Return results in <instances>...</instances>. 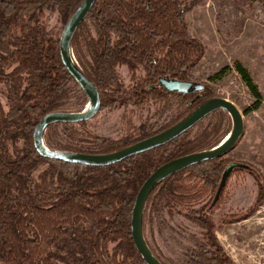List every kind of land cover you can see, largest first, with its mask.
Instances as JSON below:
<instances>
[{
    "label": "trees",
    "instance_id": "trees-1",
    "mask_svg": "<svg viewBox=\"0 0 264 264\" xmlns=\"http://www.w3.org/2000/svg\"><path fill=\"white\" fill-rule=\"evenodd\" d=\"M82 1L0 0V264H145L130 230L139 189L161 165L223 141L220 134L228 113L217 111L203 119L215 117L194 137L190 129L166 145L107 167L38 155L32 136L44 116L82 112L70 104L79 87L60 60L61 32L47 29V14L56 13L65 26ZM182 5L180 0H97L71 42L74 62L99 92L100 111L142 109L150 102L167 111L175 105L171 122L155 132L145 124L132 131L127 122L126 134L117 140L94 135L88 121L56 123L43 134L45 148L87 155L114 153L166 130L213 97L207 88L187 96L148 90L164 77L190 82L189 72L203 56L202 43L190 35L184 19L194 5ZM120 67L134 82L129 88L124 87ZM235 70L254 98L252 107L243 112L248 115L258 110L261 95L246 69L236 65ZM79 91L82 106L88 104ZM230 164L227 159L197 164L152 191L143 213V234L161 264L167 263L146 238L147 214H172L177 209H184V217L203 232L201 243L185 254L184 264H233L209 221L219 211L223 190L212 198L215 204L207 213L191 208L212 192L217 194ZM258 182L262 189L263 179Z\"/></svg>",
    "mask_w": 264,
    "mask_h": 264
},
{
    "label": "rangeland",
    "instance_id": "rangeland-1",
    "mask_svg": "<svg viewBox=\"0 0 264 264\" xmlns=\"http://www.w3.org/2000/svg\"><path fill=\"white\" fill-rule=\"evenodd\" d=\"M180 1L183 7L194 5L186 10L184 19L190 35L204 47L202 58L189 72L191 81L209 89L213 94L210 99L221 98L233 103L244 122L242 136L221 159L243 164L245 170H231L233 173L222 188L223 202L219 211L215 210L208 218L218 244L233 264H264V0ZM47 25L48 30L59 33L64 28L56 13L47 14ZM236 65L247 70L261 95L258 110L248 115L243 112L252 107L254 98L237 74ZM118 73L125 88L134 84L124 67H120ZM79 89H74L70 104L78 105L77 110L84 111L89 106H82ZM162 109L150 102L142 109L128 106L126 109L103 110L88 121L87 127L94 135L111 140L126 134L127 122L132 131L145 124L147 130L155 132L171 122L176 106L167 111ZM214 121L215 117L202 120L193 128L190 137ZM231 130L232 121L228 115L220 137L224 140ZM261 178L262 189L258 185ZM214 192L191 208L195 211L204 208L207 213L215 204H212V198L217 195ZM261 196L263 199L258 204ZM185 213L184 209H177L172 214L167 211L159 215L147 214L146 238L167 264H184L185 254L194 251L203 239L201 229L188 221Z\"/></svg>",
    "mask_w": 264,
    "mask_h": 264
},
{
    "label": "water",
    "instance_id": "water-1",
    "mask_svg": "<svg viewBox=\"0 0 264 264\" xmlns=\"http://www.w3.org/2000/svg\"><path fill=\"white\" fill-rule=\"evenodd\" d=\"M96 1L97 0H83L81 2L80 6L64 26L58 44L61 63L66 72L85 95L89 107L82 112H56L44 116L35 127L32 136L33 146L38 155L68 164H78L90 167H107L117 164L129 157L170 143L179 138L185 132L193 129L199 122L214 112L225 111L228 113L232 121L231 132L218 146L207 151L186 155L161 165L146 179L136 195L130 219V230L134 247L145 264H161L150 251L143 234V213L149 196L155 187L172 175L197 164L223 158L235 146L243 134V116L233 103L225 99L215 98L206 101L184 119L166 130L114 153L106 155H87L71 152H51L45 148L43 145V134L50 125L56 123L73 124L89 121L100 111L101 105L99 92L84 76L79 67H77L71 53L73 36L77 28L87 18ZM158 86L162 87L168 93H176L182 96L196 94L204 90L202 84L177 81L169 79L168 77L161 78L158 82ZM233 167V164L229 165L225 170L221 179L218 194L224 187L225 181Z\"/></svg>",
    "mask_w": 264,
    "mask_h": 264
},
{
    "label": "flooded vegetation",
    "instance_id": "flooded-vegetation-1",
    "mask_svg": "<svg viewBox=\"0 0 264 264\" xmlns=\"http://www.w3.org/2000/svg\"><path fill=\"white\" fill-rule=\"evenodd\" d=\"M159 80L160 79H157L156 80V82L155 83H153L152 85H150V87H148V90H152V89H160V90H162V91H165L162 87H159L158 86V82H159ZM190 82H192V81H190ZM205 86H204V90L202 91V92H204L205 91ZM165 92H167V91H165ZM202 92H198V93H196V94H189V95H197V94H200V93H202ZM187 96V95H186ZM209 100H211V99H209ZM208 101V100H207ZM233 165H234V167H233V169L235 168L236 169V167H237V169H242V170H245V165H243V164H235V163H232ZM232 164H230V165H232ZM232 169V170H233Z\"/></svg>",
    "mask_w": 264,
    "mask_h": 264
}]
</instances>
